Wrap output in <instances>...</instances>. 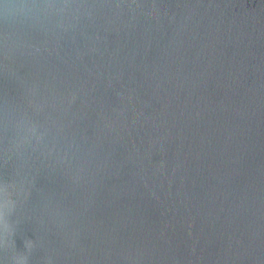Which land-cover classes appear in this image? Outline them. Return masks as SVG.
I'll return each instance as SVG.
<instances>
[{"label":"water","instance_id":"95a60500","mask_svg":"<svg viewBox=\"0 0 264 264\" xmlns=\"http://www.w3.org/2000/svg\"><path fill=\"white\" fill-rule=\"evenodd\" d=\"M0 264H264V0H0Z\"/></svg>","mask_w":264,"mask_h":264}]
</instances>
